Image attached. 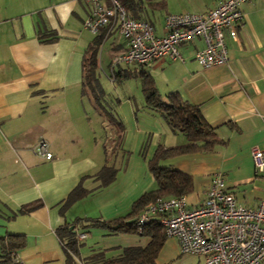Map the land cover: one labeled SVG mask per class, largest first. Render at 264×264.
<instances>
[{
  "label": "crops",
  "instance_id": "crops-1",
  "mask_svg": "<svg viewBox=\"0 0 264 264\" xmlns=\"http://www.w3.org/2000/svg\"><path fill=\"white\" fill-rule=\"evenodd\" d=\"M220 1L166 0L162 10L154 11L162 12L159 22H151L162 35L167 13L205 12ZM88 11L83 0H0V264H66L56 228L73 226L77 219L126 217L136 199L156 189L149 168L156 150L187 141L159 111L146 106L141 85L138 94L103 89L100 102L82 90L83 58L97 36L98 79L102 56L113 84L130 77L123 73L139 69L112 64L125 38L110 27L92 34L84 27ZM240 11L237 36H225L227 63L200 66L194 53L203 41L195 38L178 46L180 59H157L145 67L163 98L174 91L198 105L222 141L210 152L157 161L191 176L192 191L185 196L189 208L201 203L214 172L223 175L239 203L256 207L264 199V169L254 171L250 154L254 147L264 150V0L245 1ZM40 139L52 158L34 152ZM104 165H112L116 174L100 186L96 175ZM78 185L84 194L62 208ZM34 202L39 205L33 210L17 212ZM73 229L75 235L86 233L79 240L81 259L93 249L114 256L123 247H144L150 240L85 224ZM9 235L20 236L16 261L4 258ZM182 255L191 257V264H203L201 256L182 254L177 239L166 236L154 264H170Z\"/></svg>",
  "mask_w": 264,
  "mask_h": 264
},
{
  "label": "built area",
  "instance_id": "built-area-1",
  "mask_svg": "<svg viewBox=\"0 0 264 264\" xmlns=\"http://www.w3.org/2000/svg\"><path fill=\"white\" fill-rule=\"evenodd\" d=\"M248 0H222L205 12L167 13L164 33L158 35L153 24L127 15L119 0H83L89 7L84 27L92 34L101 28H114L125 38V47L112 57V64L126 63L143 67L157 59L181 58L178 46L200 38L203 47L194 58L202 67L228 62L225 36H237L242 20L240 5ZM34 152L52 158L45 140L40 139ZM254 171L264 169V150L250 151ZM157 216L166 236L177 239L182 254L203 258V264H260L264 261V199L256 206L237 201L224 183L223 175H211L205 196L200 204L187 207L185 196L159 198L147 204L137 216L143 225ZM86 237L76 234L77 240ZM16 256L14 261H16Z\"/></svg>",
  "mask_w": 264,
  "mask_h": 264
},
{
  "label": "trees",
  "instance_id": "trees-1",
  "mask_svg": "<svg viewBox=\"0 0 264 264\" xmlns=\"http://www.w3.org/2000/svg\"><path fill=\"white\" fill-rule=\"evenodd\" d=\"M126 10L128 16L135 19L145 18L148 12L162 10L166 5V0H119ZM101 36L86 49L82 63V90L93 92L94 100L100 102L103 88L96 76L98 46ZM187 43V42H185ZM183 44V43H182ZM138 70L123 73L121 76L127 77L138 75L141 79V91L145 99L146 106L159 111L169 127L173 131H178L186 135L187 141L184 145L174 147L158 148L150 161V171L156 181V189L145 192L136 199L126 217H118L111 220L99 219H77L72 228L68 223H64L56 228L55 234L63 246L66 264H154L155 258L166 238V235L159 222V218L154 216L143 225L137 224V216L143 208L159 198L168 196H186L192 191V178L190 175L166 167H160L157 161L160 158L174 156L188 152H210L214 146L222 141L217 138L212 126L204 119L200 108L196 104L190 103L177 92H169L163 98L158 92L154 79L145 67L136 65ZM116 146V145H115ZM116 169L112 165H104L97 173L100 186H106L114 180ZM84 190L78 185L66 197L62 208H66L84 194ZM39 202L26 204L17 212H29L36 208ZM82 221V222H81ZM91 227L107 228L118 232H127L148 236V244L144 247L128 246L121 248L120 252L114 256H106L103 250L93 249L91 254L84 258L79 257L81 243L77 240L73 227L84 225ZM7 246L4 250L6 261H14L16 248L20 246L19 235H9Z\"/></svg>",
  "mask_w": 264,
  "mask_h": 264
},
{
  "label": "rangeland",
  "instance_id": "rangeland-1",
  "mask_svg": "<svg viewBox=\"0 0 264 264\" xmlns=\"http://www.w3.org/2000/svg\"><path fill=\"white\" fill-rule=\"evenodd\" d=\"M161 14H162V12H154L153 14H151V12H149L148 18L150 19V21H152V22L154 21V22L158 23L159 20L161 19ZM101 62H102L101 63L102 70H100V72H101L100 77L101 78L98 80H99V83L103 89L110 90L112 92H114V90L117 89L118 93H121L123 90H128L131 94H134V90H136V93L138 94V91H140V85H141V81H140V78L138 76H130L126 79L121 78V79H118L117 81H115L113 84L112 83L113 81L111 82L107 79V74H109V69L107 66L108 59L107 58L104 59V56H102ZM120 67L121 68L128 67L130 69H133L134 65L130 64L129 66H126L125 64H121ZM117 69H118V67L115 70H117ZM191 262H193L191 257L182 255L178 259L170 262V264H191Z\"/></svg>",
  "mask_w": 264,
  "mask_h": 264
},
{
  "label": "water",
  "instance_id": "water-1",
  "mask_svg": "<svg viewBox=\"0 0 264 264\" xmlns=\"http://www.w3.org/2000/svg\"><path fill=\"white\" fill-rule=\"evenodd\" d=\"M72 228V226H70Z\"/></svg>",
  "mask_w": 264,
  "mask_h": 264
}]
</instances>
